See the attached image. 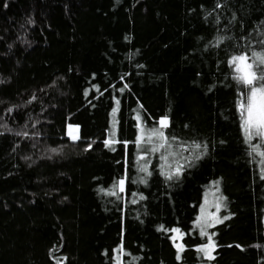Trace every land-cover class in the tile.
Instances as JSON below:
<instances>
[{
    "label": "trees",
    "instance_id": "16d2710c",
    "mask_svg": "<svg viewBox=\"0 0 264 264\" xmlns=\"http://www.w3.org/2000/svg\"><path fill=\"white\" fill-rule=\"evenodd\" d=\"M239 55L264 71V0H0V264H264Z\"/></svg>",
    "mask_w": 264,
    "mask_h": 264
},
{
    "label": "snow or ice",
    "instance_id": "6c2138e0",
    "mask_svg": "<svg viewBox=\"0 0 264 264\" xmlns=\"http://www.w3.org/2000/svg\"><path fill=\"white\" fill-rule=\"evenodd\" d=\"M258 60L261 64H264V55H258ZM247 57L244 55L234 56L232 58L231 63L236 65L235 71L237 73H242L235 77L239 82L245 84L250 88V93L247 96V104H241V108L244 109L242 111L243 124L242 127L244 128L246 138H251L253 129L255 130V134L258 136H264V71H260L257 73L256 71H250L253 68V65L247 63ZM255 84V86H253ZM257 97L259 98V103H256ZM119 101H117V104ZM11 111V110H9ZM246 113V115H245ZM115 114V112H114ZM159 123V128L152 129V134L156 135L157 138L161 141L159 144V148H164L165 145L168 143L167 137H165L164 132L162 129L168 127V119L167 117L162 118ZM75 138V137H74ZM151 139V136L149 137ZM106 143H108L106 141ZM201 146L199 144L195 145V148L199 149ZM207 147L206 145L204 146ZM153 151L157 150L156 148L152 149ZM55 151V149L53 150ZM199 158V157H197ZM163 159L167 160V157H163ZM182 167V166H181ZM146 171V169H142ZM177 174H179V168L177 169ZM171 178V176H169ZM124 183L123 180L119 181V184L122 186ZM121 190L123 188L121 187ZM226 218V217H225ZM219 222H222L219 221ZM174 232H179V229H173ZM202 235H206L202 231ZM209 241H211V237H209ZM181 246H178V249ZM216 245L214 243L206 244L203 248L197 249L198 251H203L208 256L209 259H212L209 249H214Z\"/></svg>",
    "mask_w": 264,
    "mask_h": 264
},
{
    "label": "rangeland",
    "instance_id": "374dc122",
    "mask_svg": "<svg viewBox=\"0 0 264 264\" xmlns=\"http://www.w3.org/2000/svg\"><path fill=\"white\" fill-rule=\"evenodd\" d=\"M247 63L252 65V63L250 62L249 58L247 59ZM234 68H236V65H234ZM250 71H254V68H252ZM237 74L241 75L242 73H237ZM253 86H255V84ZM249 93H250V88L248 87V91H247L246 97H245L244 101L241 104H244L246 106V104H247V96L249 95ZM256 103L257 104L259 103V98L258 97L256 99ZM240 108H241V106H240ZM242 111H244V109L241 108V113H242ZM245 115H246V113H245ZM243 119L244 118L242 117V121H243ZM67 133H68V136H69V138L71 140H76L78 138V127L76 125H68L67 126ZM244 133H245V131H244ZM247 139H249V138H247ZM249 140L255 141L257 143V145L259 147H261L262 150H264V136L256 135L254 129H253L252 136H251V138ZM214 196L215 195L213 193H210L203 199L202 206H201V209H200V213H199V216H198L197 221H196V225L201 230L203 229V231H205L204 233H206L205 236L207 237V241L202 246V248L206 244H209L210 242L214 243L212 238H211V241H209V237H211V234L209 233V231L215 225H217L219 223V221L222 220L221 216L219 215L220 214V210H221L220 203L218 202V200L216 198H214ZM172 238H173V241L176 244V246H180L181 233L173 231ZM213 250L214 249H209V252H210L211 256H212ZM203 253H204V255H206L205 252H203ZM117 264H121L120 259L117 260Z\"/></svg>",
    "mask_w": 264,
    "mask_h": 264
}]
</instances>
